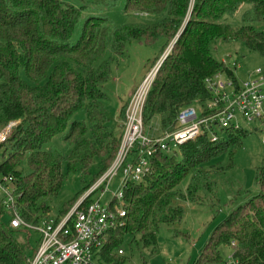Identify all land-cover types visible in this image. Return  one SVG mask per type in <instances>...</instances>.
I'll return each mask as SVG.
<instances>
[{
	"label": "trees",
	"instance_id": "obj_1",
	"mask_svg": "<svg viewBox=\"0 0 264 264\" xmlns=\"http://www.w3.org/2000/svg\"><path fill=\"white\" fill-rule=\"evenodd\" d=\"M118 2L89 0L76 5L72 0H0V132L15 123L0 144V174L12 178L17 213L28 223H39L55 209L54 200L65 179L64 165L68 171L80 166L88 172L97 159L100 166L93 176L100 177L114 160L121 137L115 136L108 122L105 103L109 98L103 87L128 43L164 40L151 66L172 45L143 112L144 124L157 119L162 133L176 127L182 107L204 105L211 99L208 78L225 72L238 83L234 72L211 56L215 41H242L264 56V32L255 26L264 21V0H126L127 15L165 16L152 24L114 25L102 10ZM243 4L249 9L242 25L232 27L226 17ZM108 48L111 54L106 59ZM128 102L121 110L123 120ZM81 110L85 118L74 119ZM246 134L242 127L229 129L216 142L205 134L172 154L158 153L151 173L124 189V225L107 235L101 251L106 264L124 262L114 253L125 235L134 238L139 234L146 246L156 243L161 226L179 235L183 206L175 200L197 202L201 189L212 192L214 175L234 167ZM55 138L68 146L66 152L53 144ZM223 155L227 156L225 164H213ZM185 181L187 186L182 188ZM256 183L258 192L237 204L219 223L195 264L224 261L221 247L226 245L233 246L237 264H264V168L257 172ZM93 184L82 186L81 195ZM3 199L0 264H29L36 249L31 246L33 232L10 225L12 214ZM79 199L57 209L59 219Z\"/></svg>",
	"mask_w": 264,
	"mask_h": 264
},
{
	"label": "rangeland",
	"instance_id": "obj_2",
	"mask_svg": "<svg viewBox=\"0 0 264 264\" xmlns=\"http://www.w3.org/2000/svg\"><path fill=\"white\" fill-rule=\"evenodd\" d=\"M88 1L72 0L76 5ZM125 1L119 0L116 6L104 8L102 14L109 17L114 25L123 23L152 24L165 16L164 14L148 15L142 13L127 15L124 12ZM247 9H249V5H241L233 16L226 17L228 24L232 27H240L243 14ZM255 26L264 32V21L256 23ZM80 31L81 24L78 25L76 30L77 36H79ZM164 46V40H158L151 44L133 40L128 43L126 53L118 57L114 63L111 79L104 85L103 91L109 98L105 103L108 122L114 128V134L117 138L121 137L123 132L122 125L125 119L123 120L121 117V110L127 103L128 95L139 86L148 71L155 66V64L151 65L156 61ZM171 46L165 51L169 53ZM210 52L213 58L220 63H224L234 72L239 83L253 77L256 69H264V56L257 51L250 50L242 41L225 42L217 40L212 44ZM110 54L108 48L104 58L107 59ZM217 81L229 83V77L225 72H221ZM226 90L231 92L232 87H228ZM73 118L84 119L85 111H78ZM236 123L247 134L243 138L241 148L235 154L234 167L226 172L215 174L212 192L201 189L199 192L201 198L197 202L175 200V203L183 206V214L177 224L181 233L176 236L174 231L166 226H161L156 237V243L148 246L141 240L139 234L134 238L132 235H125L121 244L124 254L119 257L121 261H124L122 264H195L199 253L219 223L228 216L237 204L244 203L248 196L258 192L256 175L259 170L264 168V122L259 120L249 121L238 115ZM158 127L159 122L154 119L150 124L145 125L144 130L149 136H158L162 133ZM215 130L218 131L216 127ZM218 133L220 136L224 135V131H218ZM53 141L58 149L64 152L67 151L68 146L59 138H55ZM210 141L216 142L218 140ZM179 155L180 153H178ZM219 162L225 164L227 156L219 157L213 161V164ZM99 166L100 163L97 159L89 168V173L80 166L77 167L76 171H68L67 166H63L65 179L57 198L54 200L55 209L50 212L52 216L58 215L57 209L61 210L70 201L83 196L81 195V187H89V184L96 182L99 177L93 175ZM182 186V188L187 186L186 181ZM122 187L123 176L120 173L113 179L104 196H101V192H97L91 197H87L85 203L100 199L101 204L108 205L112 197L120 193ZM2 196L3 193L0 190V197ZM120 208L121 205H118V208L113 207L114 210ZM123 208H125L124 205ZM36 239L37 235L33 233L32 247L37 246ZM221 256L223 260H230L233 257V246L221 247Z\"/></svg>",
	"mask_w": 264,
	"mask_h": 264
},
{
	"label": "built area",
	"instance_id": "obj_3",
	"mask_svg": "<svg viewBox=\"0 0 264 264\" xmlns=\"http://www.w3.org/2000/svg\"><path fill=\"white\" fill-rule=\"evenodd\" d=\"M164 58L148 71L130 96L120 146L110 167L60 219L50 214L37 224L26 222L17 213V197L13 194L12 178L0 174L3 204L12 214L10 225L37 235V246L28 259L29 264H106L101 251L105 247L107 235L110 230L124 225V189L129 183L140 182L151 173L152 160L158 153L172 154L184 143L205 134L212 141L218 140L221 137L218 131L240 128L236 123L238 115L249 121L264 122V69L258 68L253 77L242 83H235L231 78L229 83L217 81L221 73L208 78L206 83L211 99L206 104L182 107L173 130L158 136L147 135L144 130V107ZM228 87H232L231 92H227ZM14 125L10 123L0 132V144L6 141ZM120 173L123 176V187L108 205L101 204L100 199L84 203L87 197L97 192L104 196L113 179ZM118 205L121 208L114 210L113 207L118 208ZM114 254L121 257L124 250L119 248ZM237 263L232 257L230 260L208 264Z\"/></svg>",
	"mask_w": 264,
	"mask_h": 264
},
{
	"label": "crops",
	"instance_id": "obj_4",
	"mask_svg": "<svg viewBox=\"0 0 264 264\" xmlns=\"http://www.w3.org/2000/svg\"><path fill=\"white\" fill-rule=\"evenodd\" d=\"M131 93H132V92H131ZM131 93L128 95V100H129V97H130ZM128 100H127V101H128ZM3 196H4V194H3ZM3 196H2V197H3ZM2 197H0V198H2Z\"/></svg>",
	"mask_w": 264,
	"mask_h": 264
},
{
	"label": "water",
	"instance_id": "obj_5",
	"mask_svg": "<svg viewBox=\"0 0 264 264\" xmlns=\"http://www.w3.org/2000/svg\"><path fill=\"white\" fill-rule=\"evenodd\" d=\"M179 36V35H178Z\"/></svg>",
	"mask_w": 264,
	"mask_h": 264
}]
</instances>
